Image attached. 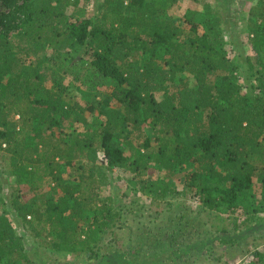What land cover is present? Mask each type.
<instances>
[{"label": "trees", "instance_id": "obj_1", "mask_svg": "<svg viewBox=\"0 0 264 264\" xmlns=\"http://www.w3.org/2000/svg\"><path fill=\"white\" fill-rule=\"evenodd\" d=\"M0 1L8 6L0 17V151L16 185L8 200L0 194V264H33L9 208L42 247L98 259L119 223L114 197L101 191L115 169L132 173L153 199L185 190L199 212H225L235 225L245 208L264 209V0L253 7L243 80L214 8L201 25L169 15L178 0ZM76 64L111 84L99 107L48 82L45 69L67 73ZM96 110L90 135L53 137L63 121L86 127V111ZM149 168L170 177L184 170L182 187L151 189ZM46 178L54 180L49 194L39 191ZM248 264H264V245Z\"/></svg>", "mask_w": 264, "mask_h": 264}, {"label": "rangeland", "instance_id": "obj_2", "mask_svg": "<svg viewBox=\"0 0 264 264\" xmlns=\"http://www.w3.org/2000/svg\"><path fill=\"white\" fill-rule=\"evenodd\" d=\"M257 1L178 0L168 13L175 18L187 16L202 25L209 9L214 8L219 12L225 40L224 51L240 65V78L243 80V76L249 74L245 59L252 55L249 32L250 24L255 19L253 7ZM7 10L8 6L0 1V17ZM90 11L88 14L91 13ZM90 68L87 65L76 64L72 72L67 73L54 74L48 68L45 70L48 82L53 83L55 78V81L65 86L82 106L94 104L99 107L100 102L106 99L104 94L111 91L112 86L108 79L92 73ZM73 73L79 75L78 79L74 78ZM108 103L117 105L114 99L109 100ZM23 109L29 110V104L25 103ZM85 114L88 119L86 127L77 126L76 123L72 126L69 122L63 121L59 128L53 130V137L65 134L69 138L80 132L90 135L95 127L97 110L86 111ZM33 133L34 131L30 135L32 136ZM125 153L128 154L127 148ZM96 164L101 172L105 162L100 150ZM7 167V154L0 151V185L2 186L0 194L5 200H8V196L16 188L15 177ZM61 167V176L64 179L70 178L68 176H72L74 172L72 168L63 164ZM184 172V170L177 172L170 177L163 171L157 172L149 168L146 175L150 180L146 179V182L151 183L153 190H165L170 184H175L180 189L182 186L179 181L183 178ZM106 173L108 179L105 178L101 182V191L104 195L111 194L114 197V205L119 210L120 217L118 225L112 228L110 234H107L101 242L103 254L98 259L87 260L84 255L68 254L42 247L38 241L40 237L34 241L30 231L21 228V219L16 218L9 208L7 214L16 231L22 234L33 264H248L251 251L256 245H264L262 207H257L254 212H248L249 210L245 208L247 212L240 215L241 220L237 222L241 225L238 226V223L235 225L225 212L207 210L199 212V202L190 197L186 198L185 190L180 191L179 195H173L167 190L163 198L153 199L152 193L148 194L140 188L138 180L132 176V173L120 169ZM53 185V178H46L39 191L49 194L50 186ZM254 195L257 196V193L254 192ZM43 236L44 234L41 236L42 239Z\"/></svg>", "mask_w": 264, "mask_h": 264}]
</instances>
